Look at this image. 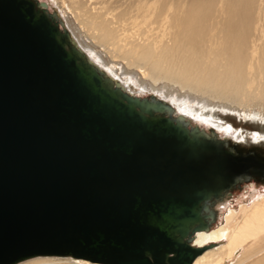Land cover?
Returning <instances> with one entry per match:
<instances>
[{
  "label": "water",
  "instance_id": "1",
  "mask_svg": "<svg viewBox=\"0 0 264 264\" xmlns=\"http://www.w3.org/2000/svg\"><path fill=\"white\" fill-rule=\"evenodd\" d=\"M174 109L95 66L46 0H0V264H191L264 162Z\"/></svg>",
  "mask_w": 264,
  "mask_h": 264
},
{
  "label": "bare ground",
  "instance_id": "2",
  "mask_svg": "<svg viewBox=\"0 0 264 264\" xmlns=\"http://www.w3.org/2000/svg\"><path fill=\"white\" fill-rule=\"evenodd\" d=\"M53 2L75 45L131 92L127 77L136 76L138 93L154 92L175 113L205 129L213 124L224 136L232 135L231 125L214 109L264 121V0ZM186 100L196 102L192 116L180 107ZM226 204L220 200L215 224L192 234L191 244L202 250L191 264H264V192L240 196L223 212ZM13 264L102 263L35 255Z\"/></svg>",
  "mask_w": 264,
  "mask_h": 264
},
{
  "label": "rangeland",
  "instance_id": "3",
  "mask_svg": "<svg viewBox=\"0 0 264 264\" xmlns=\"http://www.w3.org/2000/svg\"><path fill=\"white\" fill-rule=\"evenodd\" d=\"M47 1V6L48 9L54 8L55 11L57 12L59 18L61 19V22H65L66 14H64V11L60 7V5H56L53 0H50L52 3V6L48 3ZM128 83L129 85L134 88V93L137 94H147L146 92L144 93H138L137 90H140L143 88L141 85V82L136 76H128ZM125 87V86H124ZM126 88V87H125ZM127 89V88H126ZM130 91V90H129ZM131 92V91H130ZM151 94H154V92L149 91ZM149 94V93H148ZM178 103V102H177ZM196 102H191L190 100H186L185 106H180L184 107L185 110L184 112H189V115L192 116L190 109L191 105L195 106ZM178 110V108L176 107ZM213 115L219 119L222 120L223 122L226 123L227 126L231 127L232 130V135L230 133H224L222 135V130H218L215 125L209 124L208 126H211L213 130L218 134L219 137H227L229 138L230 141H234L236 143H230L229 145L233 148L232 152L242 154L244 156H250L253 159H256L257 161L264 162V121H261V119L257 117H242L238 115L237 113L229 112V111H223L219 109H214L212 110ZM230 124V125H229ZM240 132L241 138L237 136V133ZM236 140V141H235ZM256 177H251L249 180H245L242 182H239L236 186H234L229 193L225 194L220 200H225L226 205L224 209H222L223 212L226 211V208L231 204L232 201L238 200L240 196L245 197L246 195L249 196L251 192L254 190L264 192V168L261 171H255ZM255 184V186H252ZM252 190V191H251ZM219 201L213 204V209H214V215L216 217H213V221L211 224H215L217 220V208L219 206ZM229 203V204H228ZM222 213V212H221ZM221 217V215H220ZM210 224V225H211ZM210 227V226H209ZM39 257V256H37ZM43 257H48V256H43ZM35 258V257H33ZM31 259V258H29ZM27 260V259H26ZM25 261V260H23ZM22 262V261H21ZM20 263V262H19Z\"/></svg>",
  "mask_w": 264,
  "mask_h": 264
}]
</instances>
